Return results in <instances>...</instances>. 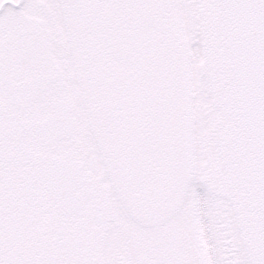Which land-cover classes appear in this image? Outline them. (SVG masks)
Returning a JSON list of instances; mask_svg holds the SVG:
<instances>
[{
    "label": "snow or ice",
    "instance_id": "6c2138e0",
    "mask_svg": "<svg viewBox=\"0 0 264 264\" xmlns=\"http://www.w3.org/2000/svg\"><path fill=\"white\" fill-rule=\"evenodd\" d=\"M0 264H264V0H0Z\"/></svg>",
    "mask_w": 264,
    "mask_h": 264
}]
</instances>
